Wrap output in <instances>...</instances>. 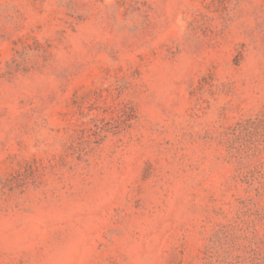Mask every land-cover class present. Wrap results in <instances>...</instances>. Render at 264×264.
<instances>
[{
	"label": "rangeland",
	"instance_id": "obj_1",
	"mask_svg": "<svg viewBox=\"0 0 264 264\" xmlns=\"http://www.w3.org/2000/svg\"><path fill=\"white\" fill-rule=\"evenodd\" d=\"M0 264H264V0H0Z\"/></svg>",
	"mask_w": 264,
	"mask_h": 264
}]
</instances>
